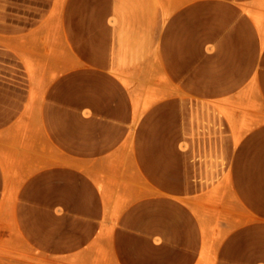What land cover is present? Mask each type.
<instances>
[{
    "label": "rangeland",
    "instance_id": "374dc122",
    "mask_svg": "<svg viewBox=\"0 0 264 264\" xmlns=\"http://www.w3.org/2000/svg\"><path fill=\"white\" fill-rule=\"evenodd\" d=\"M0 264H264V0H0Z\"/></svg>",
    "mask_w": 264,
    "mask_h": 264
},
{
    "label": "bare ground",
    "instance_id": "6f19581e",
    "mask_svg": "<svg viewBox=\"0 0 264 264\" xmlns=\"http://www.w3.org/2000/svg\"><path fill=\"white\" fill-rule=\"evenodd\" d=\"M211 260V259H210Z\"/></svg>",
    "mask_w": 264,
    "mask_h": 264
}]
</instances>
